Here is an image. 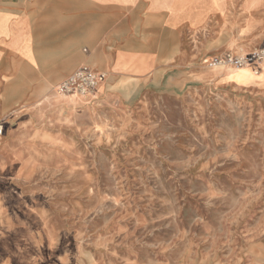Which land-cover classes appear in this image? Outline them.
I'll use <instances>...</instances> for the list:
<instances>
[{
	"label": "rangeland",
	"instance_id": "obj_1",
	"mask_svg": "<svg viewBox=\"0 0 264 264\" xmlns=\"http://www.w3.org/2000/svg\"><path fill=\"white\" fill-rule=\"evenodd\" d=\"M232 23L193 34L184 68L49 85L4 125L0 264H264V65H208L264 30Z\"/></svg>",
	"mask_w": 264,
	"mask_h": 264
},
{
	"label": "crops",
	"instance_id": "obj_2",
	"mask_svg": "<svg viewBox=\"0 0 264 264\" xmlns=\"http://www.w3.org/2000/svg\"><path fill=\"white\" fill-rule=\"evenodd\" d=\"M222 21L264 30V0H0V120L20 122L81 65L135 78L184 68L182 46Z\"/></svg>",
	"mask_w": 264,
	"mask_h": 264
},
{
	"label": "built area",
	"instance_id": "obj_3",
	"mask_svg": "<svg viewBox=\"0 0 264 264\" xmlns=\"http://www.w3.org/2000/svg\"><path fill=\"white\" fill-rule=\"evenodd\" d=\"M209 66H229L239 68L249 66L258 72L264 65V47L246 52L243 54H233L226 52L221 56L213 57L208 62ZM106 74L92 69L88 65H81L69 75L64 77L54 86V92L58 95H78L85 96L93 92L98 84L105 78ZM4 120H0V136L4 131Z\"/></svg>",
	"mask_w": 264,
	"mask_h": 264
}]
</instances>
